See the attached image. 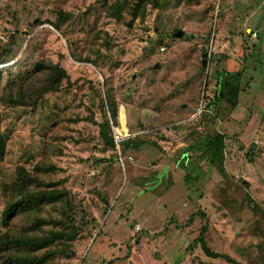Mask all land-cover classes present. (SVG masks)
Returning <instances> with one entry per match:
<instances>
[{"label": "rangeland", "instance_id": "obj_1", "mask_svg": "<svg viewBox=\"0 0 264 264\" xmlns=\"http://www.w3.org/2000/svg\"><path fill=\"white\" fill-rule=\"evenodd\" d=\"M160 5L0 0V235L18 170L53 167L39 177L69 199L11 222L25 236L78 231L75 257L46 264H264V0ZM41 60L68 74L44 97ZM223 72L236 106L215 98ZM106 120L114 138L143 144L113 148ZM216 134L225 141L212 162ZM204 226L218 258L202 249Z\"/></svg>", "mask_w": 264, "mask_h": 264}, {"label": "trees", "instance_id": "obj_2", "mask_svg": "<svg viewBox=\"0 0 264 264\" xmlns=\"http://www.w3.org/2000/svg\"><path fill=\"white\" fill-rule=\"evenodd\" d=\"M157 7H161L160 3L163 0H150ZM142 2V0H141ZM112 7V6H111ZM125 6L121 3H116L114 8L111 9L115 18L121 17V11ZM110 13V12H109ZM59 17V21L63 22L70 18L69 14H63ZM54 27L59 29L58 22H52ZM48 73L45 84L39 89L38 96L44 97L49 92H57L60 89V84L63 79H67V72L57 64L50 61L41 60L38 62L35 69L37 75ZM230 73H221L218 79V89L216 94L217 102H228L232 106H236L239 89L229 85L226 77ZM25 100V101H24ZM214 100V99H213ZM11 102H14L13 100ZM20 105H26V99L18 102ZM106 114V112H105ZM111 118L117 122V110L110 111ZM106 118V116H105ZM102 139L113 148H116V141L114 135H111V124L109 120H106L101 125ZM205 144V150L209 152V157L212 162H216L218 158L222 156L225 137L222 134H216L210 136ZM124 144V150L130 148H139L142 142L132 141L126 139L122 142ZM121 143V144H122ZM120 144V146H121ZM6 154V141L0 132V160H4ZM53 170V167L36 166V175L24 171L22 168L18 170V176L16 180L9 186L15 195L13 200L10 201L3 211V225L7 231L0 235V262L1 264H46L48 260H53L55 256H64L66 258H74L71 245L68 241L73 240L78 231L74 230L71 235L67 231L50 232L45 236H30L24 235L22 230H13L11 228V222L15 221L19 214L39 212L44 206L58 203L64 199H69V194L63 189H51V185L46 184L41 180L39 175L41 173H49ZM44 225H49L50 221H41ZM63 222L59 223L62 225ZM33 230L38 229L40 221L33 223ZM41 228V227H40ZM207 230V226H204L202 234L199 238L202 249L206 256L212 258H218V254L212 252L207 246L204 232ZM46 251L45 254L39 255V252ZM110 264V263H109Z\"/></svg>", "mask_w": 264, "mask_h": 264}, {"label": "built area", "instance_id": "obj_3", "mask_svg": "<svg viewBox=\"0 0 264 264\" xmlns=\"http://www.w3.org/2000/svg\"><path fill=\"white\" fill-rule=\"evenodd\" d=\"M115 135H116L115 140H116L117 146L119 147L121 142L126 140L127 136H125V134H115ZM139 230H140V227L137 228V231H139Z\"/></svg>", "mask_w": 264, "mask_h": 264}, {"label": "water", "instance_id": "obj_4", "mask_svg": "<svg viewBox=\"0 0 264 264\" xmlns=\"http://www.w3.org/2000/svg\"><path fill=\"white\" fill-rule=\"evenodd\" d=\"M179 34H181V33H179ZM182 35V34H181ZM158 67V66H157ZM157 67H155L154 69H156Z\"/></svg>", "mask_w": 264, "mask_h": 264}, {"label": "crops", "instance_id": "obj_5", "mask_svg": "<svg viewBox=\"0 0 264 264\" xmlns=\"http://www.w3.org/2000/svg\"><path fill=\"white\" fill-rule=\"evenodd\" d=\"M124 134V133H123Z\"/></svg>", "mask_w": 264, "mask_h": 264}]
</instances>
